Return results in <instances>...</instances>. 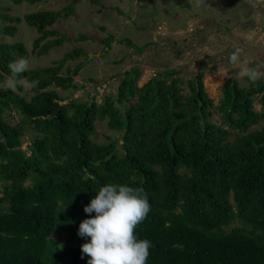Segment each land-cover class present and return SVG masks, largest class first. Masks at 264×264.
Here are the masks:
<instances>
[{
	"label": "trees",
	"instance_id": "1",
	"mask_svg": "<svg viewBox=\"0 0 264 264\" xmlns=\"http://www.w3.org/2000/svg\"><path fill=\"white\" fill-rule=\"evenodd\" d=\"M9 1L34 5L46 0ZM72 8L23 19L0 9V21H24L35 28L40 35L35 48L58 35L41 46L39 54H44L71 41L47 28ZM16 34V26L0 24V35ZM109 39L101 41L107 48L118 43ZM119 42L132 47L127 40ZM81 53L75 49L53 67L21 74L39 81L30 101L12 90L0 92V264H87L81 246L90 238L78 235L79 224L95 216L84 207L110 183L147 194L151 211L136 229L138 239L152 244L147 264H264L263 82L245 77L247 87L236 80L225 83L218 106L222 125L208 120L213 100L203 72L188 81L184 95L179 71L165 70L138 87L135 68L120 75L116 92L101 104L94 99L63 104L48 88H79L73 77L82 65L61 71ZM16 56H28L23 44L0 42V84ZM258 96L262 108L255 111ZM14 113L19 120L10 122ZM104 120L120 136L96 144L95 122ZM29 129L35 134L23 150ZM75 232L70 260L64 258L65 247L46 257L54 235L65 234L68 245Z\"/></svg>",
	"mask_w": 264,
	"mask_h": 264
},
{
	"label": "rangeland",
	"instance_id": "2",
	"mask_svg": "<svg viewBox=\"0 0 264 264\" xmlns=\"http://www.w3.org/2000/svg\"><path fill=\"white\" fill-rule=\"evenodd\" d=\"M71 4L73 8L69 10V16H62L56 24L47 28L66 35L71 41L61 47H52L44 54H39L41 46L55 40L58 35L45 38L35 48L34 42L40 35L34 28L24 21L20 24L0 21L2 25L17 27L14 38L0 35V42L23 44L30 61L29 70L53 67L66 53L75 49L83 51L67 61L61 71V74H66L77 65H82L78 75L73 77V83L79 88H48L57 91L64 100L63 104L71 99L83 103L94 99L101 104L105 96L116 92L122 79L120 75L135 68L140 71L138 87L165 70L179 71L178 77L186 82L184 95L189 92L188 81L198 72H203L205 91L213 100L208 120L222 125L218 106L223 98L225 83L236 80L240 87L248 86L245 77L238 75L239 69L229 64L227 58L230 53L240 47L253 58V66L264 64V0H252L251 3L249 0H203L200 6H196V0H46L34 5L25 2L14 5L9 0H0V8H4L2 13L21 19L42 10H64ZM151 20L153 22L150 23ZM155 22L158 25L156 42L151 47L144 46L151 42ZM106 38L109 39L107 42L115 38L118 43L112 42L107 48L101 42ZM124 40H129L132 47L119 44ZM220 69L227 70L228 76L224 77ZM261 81L264 84V78ZM7 90L10 89L0 88V92ZM15 92L27 101L35 95L32 89L26 91L22 88ZM253 108L261 110L259 96ZM18 120L16 114L9 121ZM34 134L29 129L22 138L23 150L27 149ZM119 136V132L109 129L107 120L95 122L92 140L96 144H107L109 139H118ZM234 225L237 223L234 222ZM76 235L77 232L68 245L65 244V234L54 235L48 242L46 257L65 247L64 258L70 260L76 246Z\"/></svg>",
	"mask_w": 264,
	"mask_h": 264
},
{
	"label": "clouds",
	"instance_id": "3",
	"mask_svg": "<svg viewBox=\"0 0 264 264\" xmlns=\"http://www.w3.org/2000/svg\"><path fill=\"white\" fill-rule=\"evenodd\" d=\"M251 3L252 0H249ZM203 0H196L200 6ZM229 64L239 69L238 75L255 84L264 78V64L254 65V60L243 48L236 47L228 56ZM30 61L21 56L8 64L10 75L0 84V88L31 90L39 81L22 77L29 70ZM224 77L229 72L219 70ZM151 211L147 194L143 188L126 184L110 183L102 186L89 205L84 207L87 214L95 216L79 224L78 235L90 238L81 246V251L89 257L87 264H147L152 244L147 239H138L137 227ZM83 258V257H82Z\"/></svg>",
	"mask_w": 264,
	"mask_h": 264
},
{
	"label": "crops",
	"instance_id": "4",
	"mask_svg": "<svg viewBox=\"0 0 264 264\" xmlns=\"http://www.w3.org/2000/svg\"><path fill=\"white\" fill-rule=\"evenodd\" d=\"M0 9H4V8H0ZM2 12H3V10L1 11V13H2ZM2 14L6 15L5 13H2ZM148 21H149V20H148ZM57 22H58V21H57ZM57 22H56V23H57ZM151 22H153V20H151L150 23H151ZM56 23H55V24H56ZM128 24H130V23L128 22ZM154 25H155V29L153 28V30H151V32H152V39H151V42L148 43V44H146V45L144 44V46H147V45H148L147 47H151L152 45L155 44L154 42H156V35H155V34L158 33V32H156V30H158V25H157L156 22H155ZM156 25H157V26H156ZM162 25H163V24H162ZM164 26H165V25H164ZM114 27H115V26H114ZM32 28H33V27H32ZM165 28H166V26H165ZM34 29H35V28H34ZM112 29H115V28H112ZM146 29H148V28H146ZM16 35H17V34H16ZM16 35H15V36H16ZM15 36H14V37H15ZM8 37H10V36H8ZM14 37H11V38H14ZM114 39H115V38H114ZM127 41H129V40H127ZM3 42H4V41H3ZM7 42H8V41H7ZM7 42H4V43H7ZM16 43H17V42H15V43L8 42V44H16ZM61 46H63V45H61ZM61 46H57V47H61ZM144 46H142V48H143ZM53 48H54V47H53ZM109 95H110V94H109ZM107 96H108V95H107ZM105 97H106V96H105ZM105 97H104V98H105ZM14 116H15V113H14Z\"/></svg>",
	"mask_w": 264,
	"mask_h": 264
},
{
	"label": "bare ground",
	"instance_id": "5",
	"mask_svg": "<svg viewBox=\"0 0 264 264\" xmlns=\"http://www.w3.org/2000/svg\"><path fill=\"white\" fill-rule=\"evenodd\" d=\"M222 82V81H221Z\"/></svg>",
	"mask_w": 264,
	"mask_h": 264
}]
</instances>
